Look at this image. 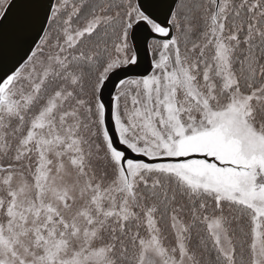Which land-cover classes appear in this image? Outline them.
Here are the masks:
<instances>
[{
    "label": "snow or ice",
    "instance_id": "snow-or-ice-1",
    "mask_svg": "<svg viewBox=\"0 0 264 264\" xmlns=\"http://www.w3.org/2000/svg\"><path fill=\"white\" fill-rule=\"evenodd\" d=\"M0 264H264V0H0Z\"/></svg>",
    "mask_w": 264,
    "mask_h": 264
}]
</instances>
